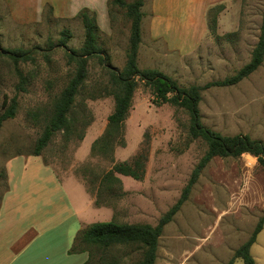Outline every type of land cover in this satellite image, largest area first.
Listing matches in <instances>:
<instances>
[{
  "label": "rangeland",
  "instance_id": "obj_1",
  "mask_svg": "<svg viewBox=\"0 0 264 264\" xmlns=\"http://www.w3.org/2000/svg\"><path fill=\"white\" fill-rule=\"evenodd\" d=\"M50 1L0 0V114L12 98L17 100L14 117L0 127V197L6 189L5 168L10 159L17 157L10 165L16 182L20 171L37 169L28 155H33L55 98L74 73L67 50L83 44L78 13L87 8L96 19L97 44L108 54L109 63L102 64L96 56L88 59L87 77L71 109L69 134L56 131L39 156L60 178L78 215L86 221L84 227L111 219L156 225L180 197L206 143L190 136L185 110L169 103L153 104L149 87L138 82L123 123L122 142L104 151L100 143L92 149L113 111V97L106 93L111 86L109 68L123 69L130 22L112 0H106L103 14L86 6L73 11L81 0ZM40 2L41 9L36 11ZM141 9L138 67L157 69L180 86L202 87L199 110L206 127L223 135L247 134L264 143V60L234 85L204 87L231 76L250 60L264 0H144ZM63 30L70 34L66 46L58 45ZM18 48L29 50L31 58L15 62L3 51ZM139 153L147 156L142 178L115 173L121 184L101 190L98 196L102 176L115 163L131 161ZM35 191V199L45 203L50 190L35 187ZM53 196H49L53 198L50 205L38 209L45 220L53 215L44 221L50 228L42 233L40 248L53 250L57 264H76L82 253L86 257L80 264H99L101 255L103 261L137 263L142 252L137 245L93 250L89 258L88 251L70 252L76 235L68 231L72 219L64 214L63 202ZM263 214L264 167L257 158L249 153L213 157L188 199L164 226L154 264H226ZM259 238L251 255L264 264V233ZM233 264L243 262L236 258Z\"/></svg>",
  "mask_w": 264,
  "mask_h": 264
},
{
  "label": "trees",
  "instance_id": "obj_2",
  "mask_svg": "<svg viewBox=\"0 0 264 264\" xmlns=\"http://www.w3.org/2000/svg\"><path fill=\"white\" fill-rule=\"evenodd\" d=\"M112 2L124 9V14L130 22L128 47L126 49V60L122 70L110 67L111 86L106 90L114 100L113 111L107 117V125L99 140L92 143V149L100 143L99 149L104 151L115 142L121 140L123 123L128 116L132 104L133 93L142 82L149 87L152 94V103L160 105L169 103L177 108H182L189 117V134L192 138H201L206 143V151L193 168L190 177L182 189L177 201L160 217L156 225L148 223H122L113 219L108 221H97L88 224L77 231L73 238L70 252L88 251V258L93 250L104 252L107 249L122 245H137L142 249L141 257L136 264H154L157 257L158 241L163 228L179 211L182 204L188 199L191 189L198 180L200 173L216 156L237 157L243 153H249L257 158L260 165L264 167V143L253 139L247 134L223 135L206 127L201 122L199 102L201 100L202 87L192 84L180 86L176 80L167 74L153 68L141 69L138 67L137 56L141 42V20L143 17L142 6L144 0H112ZM78 16L84 28V41L79 49H68L69 62H74L75 69L67 84L55 98L53 111L48 124L35 142L33 155H40L42 149L47 146L56 131H62L66 135L70 132L71 109L76 95L87 77V63L91 56H96L102 64L109 63L108 54L97 44L98 26L94 15L87 8H83ZM70 34L68 30L62 31L58 45L66 46ZM15 62L31 58L29 50L3 49ZM264 60V9L261 15L259 36L252 51L250 60L245 63L231 76L221 80L211 81L204 87L229 86L241 81L254 72ZM23 77L21 82H23ZM6 104V100H3ZM17 100L11 99L10 104L0 114V127L4 120L15 115ZM145 153H139L131 161L115 163L101 178L97 189V195L101 190H110L113 185H120V179L115 173L141 179L144 172ZM99 196V195H98ZM99 204V200H96ZM264 214L259 218L248 239L237 247L232 257L226 264H233L236 258H240L243 264H255L250 253V247L255 241L257 234L262 229ZM99 264H119L118 259L103 261L101 255Z\"/></svg>",
  "mask_w": 264,
  "mask_h": 264
},
{
  "label": "crops",
  "instance_id": "obj_3",
  "mask_svg": "<svg viewBox=\"0 0 264 264\" xmlns=\"http://www.w3.org/2000/svg\"><path fill=\"white\" fill-rule=\"evenodd\" d=\"M47 1L51 2L50 0ZM91 1L93 0L79 1L73 11L86 6L95 9L97 12L100 10L102 14L105 12L106 0ZM42 2L35 7L36 11H40ZM52 5L56 11V5L54 3ZM97 5H99V8L96 7ZM28 157L29 160L36 163L37 169L29 173L23 170L20 171L18 182L15 181L16 175H14L10 166L17 157L10 159L8 161L9 166L5 168L6 189L0 197V264H57V261L53 260V255H55L53 250L40 248L43 245V242L41 244L42 233L50 228V225L48 223L44 224V221H48L49 218L53 219V215L51 213L50 217L47 216L45 220L41 217V212L38 209L41 210L42 206L50 205L49 202L52 203L53 198L50 200L49 196L54 194L53 197L56 201L61 200L63 202V212L68 216L67 219H72V222L68 224L69 232L73 235L76 234L78 230L84 228L86 221H83L78 215L70 194H68L52 167L44 163L39 155H28ZM22 164L26 163L22 162ZM26 175L28 176L23 178ZM35 187H38L40 191L44 187L50 190L46 192L49 195L45 203L38 202L35 199L34 193H37ZM88 197V203L92 204V198L89 194ZM38 212H40L39 215ZM52 219H50V222H53ZM54 221L58 222L59 217ZM263 233L264 223L250 247V253L253 246L259 244V237ZM83 254L86 257L85 253ZM84 257L76 264H80ZM253 258L255 264H258L257 258Z\"/></svg>",
  "mask_w": 264,
  "mask_h": 264
}]
</instances>
